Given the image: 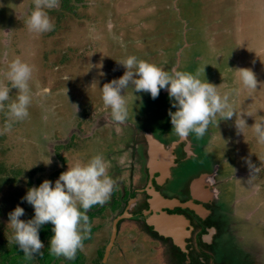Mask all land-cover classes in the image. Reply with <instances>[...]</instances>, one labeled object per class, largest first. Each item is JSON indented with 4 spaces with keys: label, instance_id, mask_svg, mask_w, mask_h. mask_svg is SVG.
<instances>
[{
    "label": "rangeland",
    "instance_id": "374dc122",
    "mask_svg": "<svg viewBox=\"0 0 264 264\" xmlns=\"http://www.w3.org/2000/svg\"><path fill=\"white\" fill-rule=\"evenodd\" d=\"M36 3L37 0H0V85L11 88L7 72L13 60L19 58L33 66L28 82L32 95L28 116L13 120L9 114L6 105L15 100L16 89L10 90L9 101L0 107V246L13 240L14 231L8 224L7 214L18 204L27 209L21 197L28 188L45 179L54 181L67 166L90 159L87 148L93 145L91 140L107 132L97 128V124L103 123L100 119L103 115H111L93 82L99 81V89L103 83L119 78L124 69L117 63L135 56L158 67H180L181 71L219 86L218 93L229 95L225 111H235L237 119L241 114L250 127L238 133L235 115L223 120L221 114L212 120L207 131L215 133L213 145L228 142L227 160L231 156L237 160L241 155L242 161H237L235 172L240 171L242 179H249L252 198L256 199L253 206L251 201L243 203L248 196L251 198V193H245L246 182L229 185L230 189L234 185L241 192L231 200L230 206L234 202L241 206L236 208L235 213L239 215L236 217L240 219L235 217V223L242 240L235 243L230 238L219 252L232 264H247L251 260L250 254H246L248 251L257 254L263 262L264 144L257 142L254 124L264 118V0H58L56 7L44 9L54 23L53 30L44 33H35L27 25ZM168 56H171L170 64ZM100 63L103 76L96 68L88 71L89 64H97L98 68ZM229 68L251 69L258 81L256 90L244 88L239 74ZM235 89H239L238 93ZM133 94L131 90L124 91L127 119L146 118L147 113L154 115L159 119L154 128L151 126L156 132L168 117L167 109L160 102L167 103L160 96V104L157 100L146 104L143 92L140 100L135 97L139 93ZM166 94L162 90L160 95ZM156 105L162 111L150 110ZM8 123H11L10 129ZM142 123L146 122L136 123L137 130L146 127ZM78 125L86 140L78 139ZM101 148L95 143L96 151ZM229 151L231 156L227 154ZM246 159L260 167V171L252 173L245 164ZM211 161L212 157L205 154L198 162L182 166L184 180L197 177L199 171L210 172ZM233 168L234 165L227 172L229 177ZM108 201L109 198L103 205L96 204L101 214L90 223L95 229L78 249L81 253L78 263L123 264L126 255L131 253V264H165L159 243L142 235H132L129 239L133 245L128 246L131 242L125 240L122 232L114 241L116 248L112 249L111 257L103 263V255L100 257L99 253L104 254L112 221L118 212L109 210ZM228 206L224 202L225 210L231 212ZM28 209L33 213L31 206ZM125 224L124 221L120 227L124 228ZM241 245H246L248 251Z\"/></svg>",
    "mask_w": 264,
    "mask_h": 264
},
{
    "label": "flooded vegetation",
    "instance_id": "af4514ba",
    "mask_svg": "<svg viewBox=\"0 0 264 264\" xmlns=\"http://www.w3.org/2000/svg\"><path fill=\"white\" fill-rule=\"evenodd\" d=\"M168 57L167 63L170 64L171 56ZM179 61L181 66V60ZM159 67L164 68V70H171L169 66ZM178 69L180 70V67ZM129 90L131 89H125V91ZM135 94L137 95V93ZM160 94L155 99L157 100L156 102L159 103L160 96L163 97L167 104L163 105L161 100V106L169 111L170 103L167 94L166 96ZM124 96L126 97V95ZM138 97L141 99V93L138 94ZM155 100L151 99L147 93H144V103L150 104L155 102ZM152 109L162 111V108L157 105L151 106L150 110ZM171 110L175 111V109ZM107 116L103 115L100 118L103 123L99 124L100 122H98L97 124V128L107 130L105 136L93 138L91 140L94 142L93 145L90 149H87L90 151V158L100 154L108 161L109 172L107 171V173L110 174L115 182L108 201L109 210L118 211L114 215L112 226L116 219H120L116 223L113 245L108 257H111L112 249L116 248L114 241L122 232L125 235V240L131 242L128 246L133 245V240L129 239L132 235H142L143 238L147 237L153 243H159L161 255L165 258V261H163L165 264H232V261L222 258L219 252L224 245L223 243L229 241L230 238L235 243L242 240L235 223V217L239 216L235 213L236 208L241 206H238L236 202H234L235 205L230 206L231 200L238 198L241 192L235 186L230 189L229 185L240 181L246 182L247 190L245 193H251V198L248 196L250 200L247 198L243 203L251 201V206H253L256 201V199L252 198V186L249 179H242L241 172H235L237 161H242L241 155L239 159L235 160L234 156L230 154L235 151L233 149L227 153L231 156L230 160H227L225 152L228 147H225V145L228 142L222 143L223 145L221 146L213 145L215 133L212 131H207L205 136L201 138H197L195 134L190 133L186 139H179L174 131L171 130L169 117H167V122L157 127L158 130L155 132L153 128L159 119L149 113H147L146 118L126 119L122 124L114 122L110 117L111 115L108 114ZM109 118H111L112 122H110ZM140 121H145L146 123L142 124L146 127L142 130H137L135 126ZM80 133L78 131V139L81 141L83 139L86 140V136ZM90 133H93V131ZM146 135L152 137L156 143L151 145ZM127 139H129V142ZM95 143H99L102 146V151L94 149ZM205 154L212 157L211 165L209 164L211 171L208 173L199 171L196 175L197 177L192 176L189 180H184V173L181 172L182 166L189 165L195 161L198 162L201 155ZM171 159H173L172 163ZM232 165H234V168L229 177L227 172L231 170L230 167ZM214 172L215 174H213ZM211 174L214 175L211 181L212 185H208L210 181H204L202 185L197 187V190L196 187L192 186L194 180L200 179L203 175L210 176ZM150 191L159 194L165 201L154 199L155 196L151 195ZM117 192L120 193L117 194ZM213 192H217V194L214 195ZM224 202L229 205L228 208L231 207V212L225 210L223 207ZM188 203L202 208L203 211L190 209L187 207ZM162 214L175 219L180 217L187 222L184 227L183 250H177L171 238L162 236L155 231L154 227L148 224L149 218L161 216ZM236 218L240 219V217ZM124 221L127 224H125L124 228H121L120 226ZM260 223H263V221H260ZM241 246L244 249L247 247L246 245ZM246 254L251 256V260L247 264H264V261H259L257 254H251V251ZM126 256L123 264H131V253Z\"/></svg>",
    "mask_w": 264,
    "mask_h": 264
},
{
    "label": "clouds",
    "instance_id": "9594fccd",
    "mask_svg": "<svg viewBox=\"0 0 264 264\" xmlns=\"http://www.w3.org/2000/svg\"><path fill=\"white\" fill-rule=\"evenodd\" d=\"M57 4L58 0H37L27 20L29 29L35 33L52 31L54 23L44 9H52ZM118 64L124 69L119 78L103 83L99 89V81L93 82L102 94L104 105L110 109L112 120L118 124L127 119L128 107L124 91L131 88L133 96V93L143 92L153 100L158 98L162 90L166 91L170 103L167 115L171 130L181 140L186 139L190 133L195 134L197 138L203 137L212 120L221 114L223 120L232 119L235 115L234 125L238 133L250 128L245 119L241 118V114L237 119L235 111H225L228 109L229 95H221L217 91L219 86L205 79L202 81L192 73L177 68L164 70L135 56H129L123 63ZM89 65L88 71L96 68L100 70V76L104 75L102 63L98 68L97 64ZM233 71L239 74L240 83L244 88L256 90L258 81L251 69L239 68ZM32 73L33 66L17 58L8 67L7 78L11 82V88L0 85V107H4V102L9 101L11 89L18 91L15 100L6 105L13 120L24 119L29 114L28 106L32 95L28 82ZM233 91L238 93L239 89ZM7 128H11V123L7 124ZM254 132L257 142L264 144V118L254 124ZM245 164L252 173L260 171V167L251 160L246 159ZM108 167V161L97 154L87 162L67 166L54 181L45 179L38 186L27 189L21 197V203L31 206L32 218L26 221L20 219L25 215V210L19 204L7 214L8 224L14 231L15 244L25 256L31 258L44 248L39 232L43 225L51 224L52 235L48 245L50 252L69 260L74 259L76 251L83 246L82 242L91 230L87 211L96 204L103 205L113 191L115 182L107 174Z\"/></svg>",
    "mask_w": 264,
    "mask_h": 264
},
{
    "label": "trees",
    "instance_id": "16d2710c",
    "mask_svg": "<svg viewBox=\"0 0 264 264\" xmlns=\"http://www.w3.org/2000/svg\"><path fill=\"white\" fill-rule=\"evenodd\" d=\"M85 128V127H84ZM87 127L84 129L86 130ZM78 131L83 133V129L81 125L78 127ZM40 184V183H39ZM37 184L36 186H38ZM25 207H27L26 212L25 210V215L22 216L21 219L23 220H28L31 219L33 216V213L29 212L28 207H30L28 204L24 203ZM87 216H88V222L89 224L92 222L93 219H95L97 214H101V208L98 207V205L92 206L88 211H87ZM51 224H45L41 227L40 232H39V238L44 244V248L40 249L38 253H36L34 256L31 258L25 256L22 252V250L19 249L18 245L15 244L14 239L12 240L11 243H8L5 245V243H2L0 246V264H79L78 261L81 258V253L79 250L76 251L74 259H66L63 256H57L53 253L50 252L49 249V239L52 235L51 232ZM95 228H91L90 234L93 233ZM90 237V235H89ZM88 239V238H87ZM85 240H83L84 242ZM82 242V243H83ZM102 252L99 253V256L102 257Z\"/></svg>",
    "mask_w": 264,
    "mask_h": 264
},
{
    "label": "water",
    "instance_id": "95a60500",
    "mask_svg": "<svg viewBox=\"0 0 264 264\" xmlns=\"http://www.w3.org/2000/svg\"><path fill=\"white\" fill-rule=\"evenodd\" d=\"M148 139H149V142L151 145L152 144L154 145L156 143L152 137L148 136ZM152 147H154V146H152ZM172 160L173 159H171V163H172ZM213 174H215V172ZM213 176L214 175H212V174L210 176H204L203 175V176H201L200 179L194 180L192 186L196 187V190H197V187L202 185L204 181L205 182L206 181L207 182L212 181ZM215 193L216 192H213L214 195H215ZM150 194L155 196L154 199H156L158 201H160V200L162 202L165 201L162 199V197L159 194H157L153 191H150ZM187 207H189L190 209L203 211L202 208H200V207H198L192 203H188ZM119 219L120 218L116 219L113 223L112 236H111V239L109 240L108 245L106 246L105 254L103 257V263H105V261L108 257L109 251L113 245V240H114L115 231H116V223ZM147 222L151 227H154L155 231L160 233L162 236L171 238L173 240L174 246L176 247L177 250H180V249L183 250L184 249V237H185L184 236L185 235L184 227L187 225L186 221L182 220L180 217L175 219V218L168 217L165 214H162L161 216L149 218Z\"/></svg>",
    "mask_w": 264,
    "mask_h": 264
},
{
    "label": "bare ground",
    "instance_id": "6f19581e",
    "mask_svg": "<svg viewBox=\"0 0 264 264\" xmlns=\"http://www.w3.org/2000/svg\"><path fill=\"white\" fill-rule=\"evenodd\" d=\"M160 33V32H159ZM148 45V44H147ZM157 45V44H156ZM139 52V51H138ZM152 54V53H151ZM161 166H162V164H161ZM163 167V166H162ZM244 168V167H243ZM230 170V169H229ZM234 186V185H233Z\"/></svg>",
    "mask_w": 264,
    "mask_h": 264
}]
</instances>
